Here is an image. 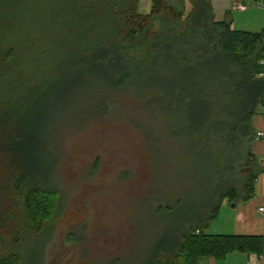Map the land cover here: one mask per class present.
Listing matches in <instances>:
<instances>
[{"label":"trees","instance_id":"obj_1","mask_svg":"<svg viewBox=\"0 0 264 264\" xmlns=\"http://www.w3.org/2000/svg\"><path fill=\"white\" fill-rule=\"evenodd\" d=\"M139 2L0 0V264H36L38 250L43 257L40 238L60 202L51 102L77 94L94 101L85 119L129 102L136 115L128 119L143 136L150 126L160 133L164 172L202 173L209 187L145 264L261 253L260 237L207 227L224 198H252L263 172L252 116L264 105V27L231 29L230 13L216 20L211 0H150L147 11Z\"/></svg>","mask_w":264,"mask_h":264},{"label":"rangeland","instance_id":"obj_2","mask_svg":"<svg viewBox=\"0 0 264 264\" xmlns=\"http://www.w3.org/2000/svg\"><path fill=\"white\" fill-rule=\"evenodd\" d=\"M224 5V0H215L213 14L223 20L229 12L231 29L258 32L264 27V0H252L242 10ZM90 98L77 94L52 99L51 106L57 108L50 126L58 143L60 202L51 231L40 238L43 257L38 250L35 263L145 264L159 240L193 215L210 190L201 183L202 173L189 177L175 168L164 172L160 133L150 126L143 136L128 119L130 113L136 115L129 102L123 103L127 110L119 107L113 116L85 119L94 107ZM160 201L173 208L160 209ZM228 208L231 203L224 198L220 210ZM218 224L212 221L207 232L224 231Z\"/></svg>","mask_w":264,"mask_h":264},{"label":"crops","instance_id":"obj_3","mask_svg":"<svg viewBox=\"0 0 264 264\" xmlns=\"http://www.w3.org/2000/svg\"><path fill=\"white\" fill-rule=\"evenodd\" d=\"M214 1L211 0L212 8L214 9ZM225 7L233 5L234 8L242 10L244 7H248L252 4V0L249 5L242 6L239 0H224ZM219 4V0H217ZM150 0H140L139 10L149 9ZM147 9V10H148ZM215 12V9H214ZM216 14V13H215ZM216 20H222L219 16ZM252 123L256 138L252 142V153L259 160L263 167V172L258 176L255 182V195L248 201L238 203L236 205L231 204V208L219 212L217 216L212 220L214 223L218 221V226L224 225V231H218L213 234H234V235H246L257 236L262 239V251L261 253L243 251H232L227 253L223 257H214L211 255L200 256L197 258L194 264H264V105L259 106L256 113L252 116ZM258 133L262 135L258 136ZM230 205V203H229ZM261 208H263L261 210Z\"/></svg>","mask_w":264,"mask_h":264},{"label":"water","instance_id":"obj_4","mask_svg":"<svg viewBox=\"0 0 264 264\" xmlns=\"http://www.w3.org/2000/svg\"><path fill=\"white\" fill-rule=\"evenodd\" d=\"M251 2V0H239V3L242 5V6H247L249 5Z\"/></svg>","mask_w":264,"mask_h":264},{"label":"built area","instance_id":"obj_5","mask_svg":"<svg viewBox=\"0 0 264 264\" xmlns=\"http://www.w3.org/2000/svg\"><path fill=\"white\" fill-rule=\"evenodd\" d=\"M263 63H264V60L262 61ZM260 135H262L261 133H258V136H260ZM263 208H261V210H262Z\"/></svg>","mask_w":264,"mask_h":264}]
</instances>
